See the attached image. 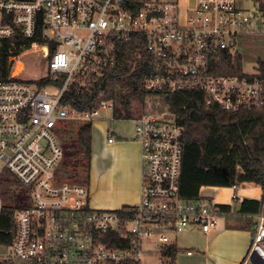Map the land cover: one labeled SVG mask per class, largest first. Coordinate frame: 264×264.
Returning a JSON list of instances; mask_svg holds the SVG:
<instances>
[{"label":"built area","instance_id":"built-area-1","mask_svg":"<svg viewBox=\"0 0 264 264\" xmlns=\"http://www.w3.org/2000/svg\"><path fill=\"white\" fill-rule=\"evenodd\" d=\"M253 4L197 0L196 15L184 17L176 2L163 0H136L127 8L119 0H0V43L32 40L24 52L40 49L48 59V74L38 81L20 78L17 59L24 52L11 58L10 74L0 78V176L9 173L21 192L12 241L0 243L9 252L0 255V264L140 263L146 245L160 251L176 244L172 235H209L218 227L223 214L215 201L206 203L202 194L194 202L181 199L185 129L157 111L135 119L140 203L128 214L94 209L87 186L60 176L61 133L69 122L93 123L102 109L115 113V102L103 100L98 109L83 112L65 101L71 90L92 93L115 64L118 44L142 35L153 68L147 90H197L209 107L264 111V41L262 55L252 57V45L264 40V0ZM226 53L232 65L242 57L240 74L215 73V60ZM114 136L109 133V143ZM245 185L231 189L237 193ZM259 186L260 208L240 264H264V180ZM235 200L244 201L237 195ZM3 206L0 197V215Z\"/></svg>","mask_w":264,"mask_h":264},{"label":"trees","instance_id":"trees-1","mask_svg":"<svg viewBox=\"0 0 264 264\" xmlns=\"http://www.w3.org/2000/svg\"><path fill=\"white\" fill-rule=\"evenodd\" d=\"M134 1L136 2L119 0V3L127 8ZM32 43V40L18 39L0 43V78H6L10 74L13 65L11 58L19 56ZM53 53L54 48L51 55ZM226 54L224 59L215 60L218 65L215 73L240 74L242 57H237L235 65H232L230 55ZM151 60L144 36L134 35L129 41L118 44L115 64L106 69L101 81L91 87L92 93L79 96L75 90H71L65 103L80 111L89 112L98 109L103 100H114L115 119H130L129 107L134 101L152 100L154 107L152 111L159 113H164L163 108L166 107L171 120L185 129V152L180 184V197L184 201L199 200L201 190L207 187L231 188L236 183L260 185L264 180V111L227 112L218 106L209 107L206 105L204 93L197 90L149 91L145 88L144 82L153 71ZM154 102L161 103L164 107L157 108ZM148 112L145 110V114ZM78 140L87 160L84 168H87L89 167L87 156L91 154L93 145L92 122L85 123L79 128ZM62 166L60 176L64 181H68L67 179L73 177L72 168H66L64 161ZM131 208L132 206H126L120 211L128 214ZM220 208L222 214L233 210V207L229 206ZM259 208L258 201L246 199L242 202L239 212L255 215ZM17 209L18 206L2 208L0 215L2 245H9L12 241L16 229L14 214ZM115 238L121 239L118 236ZM181 251L176 244L161 249L162 264H177V257Z\"/></svg>","mask_w":264,"mask_h":264},{"label":"rangeland","instance_id":"rangeland-1","mask_svg":"<svg viewBox=\"0 0 264 264\" xmlns=\"http://www.w3.org/2000/svg\"><path fill=\"white\" fill-rule=\"evenodd\" d=\"M165 2H176L179 7L181 8L184 17H191L196 15V6L197 0H163ZM258 0H254L253 5L257 4ZM264 40L257 39L255 44L252 45V54L253 61H256V55H262V48L259 44H261ZM17 61H19V68H23L22 72H20V78L26 81L35 82L41 78H44L48 74V59L43 57L42 52L40 49L34 48L33 50L24 52ZM47 92L56 95L58 90L55 88H48ZM152 100L147 102H140L134 101L129 107L130 112V119L124 118H116L114 111L107 109V110H100L98 117L93 121V145L92 151L89 156H87L89 167L84 168L87 160L83 153V148L78 140V130L84 124L80 122H69L64 126L65 131L61 134L62 144L65 149V166L66 168H72L73 177L71 179H67L68 181H72L74 183H79L85 185L90 190V202L91 206L94 209L100 210H109L104 209L97 206V201L101 199V192L99 187V181L103 172V165H99V154L101 153V147L103 141H106L108 133H115V140H125L128 142L138 143L137 141V134H136V121L135 119L143 116L148 110L152 112L154 107H152ZM156 107H164L162 104L154 102ZM160 107V108H161ZM163 112L168 114V109L166 107L163 108ZM157 110V109H155ZM160 111V110H159ZM169 115V114H168ZM169 117V116H168ZM101 160V159H100ZM3 161L0 159V167H2ZM63 168V166H62ZM85 169V170H84ZM18 186V182L12 179V176L9 173H4L0 176V197L3 202L4 206H19L21 204L19 195L20 190ZM254 189V188H252ZM141 191V179L139 180V185L137 188H131L130 194L133 198V203L131 206L140 203L139 194ZM249 195H257L253 194L256 192L249 191ZM201 194L204 196L212 197V201L226 199L229 196V191L227 189H220L218 191L212 188H205L201 191ZM241 198H245V196L241 195V192H237ZM207 197V198H208ZM211 200V199H210ZM206 203H209V198L205 199ZM137 204V205H138ZM236 205V210H238L239 206ZM239 224L245 226L246 229L252 231L256 220L246 219L237 220ZM222 221V218L219 219V223ZM219 226V225H218ZM173 240H175L178 246L181 249H191L195 247L194 244L206 242V235L197 231H187L181 233L179 235H172ZM251 243V242H250ZM194 249V248H193ZM150 250V251H149ZM224 250H228L224 247L223 251L221 252V256L223 259H226L229 255V252H224ZM195 254L198 253V249L193 250ZM8 249L7 248H0V255L5 256L7 255ZM186 252H182L180 256H184ZM246 256V255H245ZM244 259V258H243ZM140 264H162V258L160 255V251L157 247H144V254L140 260Z\"/></svg>","mask_w":264,"mask_h":264},{"label":"crops","instance_id":"crops-1","mask_svg":"<svg viewBox=\"0 0 264 264\" xmlns=\"http://www.w3.org/2000/svg\"><path fill=\"white\" fill-rule=\"evenodd\" d=\"M108 139L109 133L106 141H103L98 160L99 165L101 166V163L103 165V172L99 181L101 199L97 201V206L109 210H120L132 205L131 188H137L141 179V146L139 143L125 140H114V142L109 143ZM207 188L216 191L222 189L219 187ZM224 189L229 191V196L226 199L214 200L219 206L233 207V210L221 216L222 221L219 226L209 235H206L204 244L197 243L194 244L195 247L183 250L176 242V245L182 250L181 253L186 252L184 256H180L181 253L178 255L177 264H240L247 254L254 227L249 232L245 226L233 218L243 221L249 218L256 220L255 215L240 213L242 203L235 200V195L241 196L231 188ZM249 191L256 192L253 194L257 195H249L251 194ZM240 192L241 195L245 196V198H241L243 200L258 202L260 200L261 189L259 185L246 183ZM208 198L213 199L211 196ZM235 204H238V210H236ZM224 247L228 249L224 252H229L226 259L221 256ZM193 248L199 250L197 254L194 253Z\"/></svg>","mask_w":264,"mask_h":264}]
</instances>
